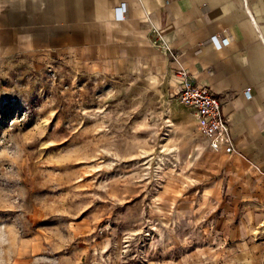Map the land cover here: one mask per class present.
<instances>
[{"label":"rangeland","instance_id":"374dc122","mask_svg":"<svg viewBox=\"0 0 264 264\" xmlns=\"http://www.w3.org/2000/svg\"><path fill=\"white\" fill-rule=\"evenodd\" d=\"M168 81L0 56V264H264V223L203 196L207 142Z\"/></svg>","mask_w":264,"mask_h":264},{"label":"crops","instance_id":"0c3cea01","mask_svg":"<svg viewBox=\"0 0 264 264\" xmlns=\"http://www.w3.org/2000/svg\"><path fill=\"white\" fill-rule=\"evenodd\" d=\"M0 56L139 68L174 90L183 68L222 99L238 148L205 145L203 196L240 211L243 232L264 223V0H0Z\"/></svg>","mask_w":264,"mask_h":264},{"label":"built area","instance_id":"2783aa9c","mask_svg":"<svg viewBox=\"0 0 264 264\" xmlns=\"http://www.w3.org/2000/svg\"><path fill=\"white\" fill-rule=\"evenodd\" d=\"M119 8L120 6L116 7L118 17L123 15V13L120 14ZM218 39V35H212L202 44L213 42L220 46L222 44ZM201 48L202 45H199L194 51L200 52ZM168 50L175 58L176 53L173 49L168 47ZM175 74L178 78L180 77V85L176 90L177 98L194 114L196 125L205 136L207 145L212 150L237 152L238 148L234 143L229 118L223 113L222 99L208 87L189 80L188 74L183 68L176 70ZM246 91L248 92V89Z\"/></svg>","mask_w":264,"mask_h":264}]
</instances>
